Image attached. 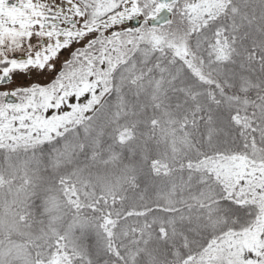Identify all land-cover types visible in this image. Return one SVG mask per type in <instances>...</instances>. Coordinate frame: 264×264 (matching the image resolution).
I'll use <instances>...</instances> for the list:
<instances>
[{"label":"snow or ice","instance_id":"obj_1","mask_svg":"<svg viewBox=\"0 0 264 264\" xmlns=\"http://www.w3.org/2000/svg\"><path fill=\"white\" fill-rule=\"evenodd\" d=\"M0 264H264V0H0Z\"/></svg>","mask_w":264,"mask_h":264}]
</instances>
